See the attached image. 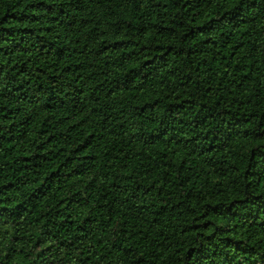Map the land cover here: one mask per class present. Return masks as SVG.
<instances>
[{"label": "trees", "instance_id": "trees-1", "mask_svg": "<svg viewBox=\"0 0 264 264\" xmlns=\"http://www.w3.org/2000/svg\"><path fill=\"white\" fill-rule=\"evenodd\" d=\"M0 264H264V0H0Z\"/></svg>", "mask_w": 264, "mask_h": 264}]
</instances>
